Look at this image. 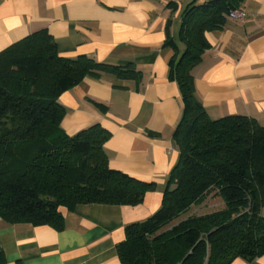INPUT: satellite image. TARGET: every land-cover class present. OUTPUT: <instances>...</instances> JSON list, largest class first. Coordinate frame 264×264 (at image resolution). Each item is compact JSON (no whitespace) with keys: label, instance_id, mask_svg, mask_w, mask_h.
<instances>
[{"label":"trees","instance_id":"16d2710c","mask_svg":"<svg viewBox=\"0 0 264 264\" xmlns=\"http://www.w3.org/2000/svg\"><path fill=\"white\" fill-rule=\"evenodd\" d=\"M195 1L182 13L183 49L168 30L163 43L174 51L168 79L177 84L183 106L173 131L179 159L166 180L160 208L144 222L125 228V239L116 247L121 264L253 263L264 257V126L242 115L210 119L196 96L192 74L211 47L207 34L222 31L230 12L241 9L245 0ZM104 76L135 82L138 89L142 81L141 71L132 64L61 58L46 30L0 52L3 222L62 231L61 208L135 207L155 190L154 183L109 168L104 144L110 135L100 125L73 136L61 128L65 110L59 96L86 77ZM96 106L101 113L107 111L103 104ZM207 199H217L222 206L196 214Z\"/></svg>","mask_w":264,"mask_h":264},{"label":"crops","instance_id":"0c3cea01","mask_svg":"<svg viewBox=\"0 0 264 264\" xmlns=\"http://www.w3.org/2000/svg\"><path fill=\"white\" fill-rule=\"evenodd\" d=\"M192 2L0 0V52L46 30L61 58L132 64L141 71L139 89L135 82L111 76L86 77L63 92L58 104L65 110L61 128L68 136L100 125L110 135L104 144L109 168L155 184V190L135 207L61 208L62 231L8 225L0 218L3 264H121L116 247L125 239V228L144 222L160 208L166 180L179 159L173 131L183 106L177 84L168 79L174 51L163 43L168 30L178 49H183L182 13ZM241 9L246 14L243 21L229 17L222 31L207 34L211 47L192 71L196 96L212 120L242 115L264 126V0H245ZM96 103L107 111L101 113ZM212 201L206 208L222 206ZM231 264H264V257L253 263L235 259Z\"/></svg>","mask_w":264,"mask_h":264},{"label":"rangeland","instance_id":"374dc122","mask_svg":"<svg viewBox=\"0 0 264 264\" xmlns=\"http://www.w3.org/2000/svg\"><path fill=\"white\" fill-rule=\"evenodd\" d=\"M221 200V199H220ZM209 202H208V199H207V201H204L203 202V205H201V206H199L198 208V210L199 211H195V213L196 214H205V213H208V212H211V211H214V210H217V209H219V207H211V208H206L207 207V204H208ZM210 203H212V204H217V203H219V200H217V199H214L212 202H210ZM211 205V204H210ZM194 210V209H193Z\"/></svg>","mask_w":264,"mask_h":264},{"label":"built area","instance_id":"2783aa9c","mask_svg":"<svg viewBox=\"0 0 264 264\" xmlns=\"http://www.w3.org/2000/svg\"><path fill=\"white\" fill-rule=\"evenodd\" d=\"M246 14L242 9H235L230 12L229 17L236 21H243Z\"/></svg>","mask_w":264,"mask_h":264}]
</instances>
